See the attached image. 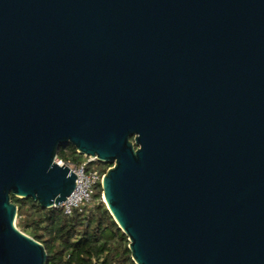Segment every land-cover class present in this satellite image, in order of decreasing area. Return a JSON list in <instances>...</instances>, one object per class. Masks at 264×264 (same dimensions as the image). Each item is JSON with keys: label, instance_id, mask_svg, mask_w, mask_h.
<instances>
[{"label": "water", "instance_id": "95a60500", "mask_svg": "<svg viewBox=\"0 0 264 264\" xmlns=\"http://www.w3.org/2000/svg\"><path fill=\"white\" fill-rule=\"evenodd\" d=\"M112 167L135 264H264V0H0V264H46L61 147Z\"/></svg>", "mask_w": 264, "mask_h": 264}, {"label": "trees", "instance_id": "16d2710c", "mask_svg": "<svg viewBox=\"0 0 264 264\" xmlns=\"http://www.w3.org/2000/svg\"><path fill=\"white\" fill-rule=\"evenodd\" d=\"M58 160L80 165L87 157L63 146ZM111 167L95 161L88 164L87 173L97 172L103 177ZM102 194L99 182L90 204L71 216L62 207L43 209L32 199L12 197L18 207L17 227L44 246L46 264H135L128 238L110 215Z\"/></svg>", "mask_w": 264, "mask_h": 264}, {"label": "built area", "instance_id": "2783aa9c", "mask_svg": "<svg viewBox=\"0 0 264 264\" xmlns=\"http://www.w3.org/2000/svg\"><path fill=\"white\" fill-rule=\"evenodd\" d=\"M95 161H97L96 158L87 157L86 162L76 165L56 160L57 165L67 167L77 176L74 192L60 206L66 215L71 216L75 210H81L90 204L95 188L102 180V177L97 172L87 173L88 164Z\"/></svg>", "mask_w": 264, "mask_h": 264}, {"label": "bare ground", "instance_id": "6f19581e", "mask_svg": "<svg viewBox=\"0 0 264 264\" xmlns=\"http://www.w3.org/2000/svg\"><path fill=\"white\" fill-rule=\"evenodd\" d=\"M61 167V166H60ZM70 174H71V171H70ZM75 175V174H74Z\"/></svg>", "mask_w": 264, "mask_h": 264}]
</instances>
